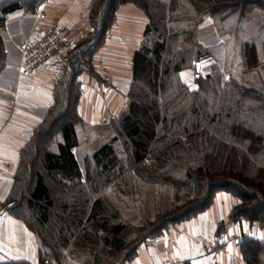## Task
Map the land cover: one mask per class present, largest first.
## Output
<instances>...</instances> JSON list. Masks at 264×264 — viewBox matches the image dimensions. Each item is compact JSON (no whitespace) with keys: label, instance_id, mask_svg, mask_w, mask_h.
<instances>
[{"label":"trees","instance_id":"1","mask_svg":"<svg viewBox=\"0 0 264 264\" xmlns=\"http://www.w3.org/2000/svg\"><path fill=\"white\" fill-rule=\"evenodd\" d=\"M49 1L0 0V74L9 17L36 14ZM128 5L146 19L129 104L105 128H87L78 111V76L92 68L118 10ZM178 12L188 17L181 32L172 28ZM206 18L226 37L221 44L198 39ZM88 19L89 43L61 73L55 102L23 147L5 202L36 236L38 264H64L69 252L113 264L135 229L145 237L129 247L134 259L149 235L195 219L219 192L237 199L231 222L264 230V0H92ZM206 57L214 65L203 76L194 63ZM115 192L118 202H128L124 208L138 210V228L128 230L122 207L110 199ZM239 246L244 264H264V240L248 237Z\"/></svg>","mask_w":264,"mask_h":264},{"label":"crops","instance_id":"2","mask_svg":"<svg viewBox=\"0 0 264 264\" xmlns=\"http://www.w3.org/2000/svg\"><path fill=\"white\" fill-rule=\"evenodd\" d=\"M91 1L51 0L36 14L18 12L10 16L3 30L7 65L0 74V263L24 260L38 264L36 236L23 219L10 212L15 205L5 202L14 184L22 149L55 102V88L61 73L69 70L67 64L72 54L86 49L89 43L85 36L91 32L88 19ZM145 23L144 14L136 7L122 6L117 12L116 24L94 55L92 68L78 76L82 90L78 111L87 128H105L100 125L102 118L110 120L128 107L133 54L140 47ZM56 24L67 31L71 49L62 53L54 67L21 75L18 72L21 46ZM83 130L78 129L81 140ZM236 203L233 195L219 192L204 213L175 224L157 239L141 244L135 258L125 264L137 261L140 264H192L193 258H203L193 255L194 244L201 246L204 256L212 257L208 264H244L240 243L248 237L259 238L264 230L245 221L231 222V211ZM245 223L249 228L247 232L243 230ZM253 230L257 235L250 234ZM229 244L233 246L231 254ZM178 250L186 253L183 259L174 257Z\"/></svg>","mask_w":264,"mask_h":264},{"label":"rangeland","instance_id":"3","mask_svg":"<svg viewBox=\"0 0 264 264\" xmlns=\"http://www.w3.org/2000/svg\"><path fill=\"white\" fill-rule=\"evenodd\" d=\"M179 6H178V8L180 10L179 12L184 11L185 3L181 2V4H179ZM185 10H186V8H185ZM188 11H189V9L186 12H188ZM179 12L177 14H175L176 16H180L178 19V22L174 23L172 28L176 31L181 32L182 30H184L185 26L187 25L186 19L188 17H186V19L185 18L183 19L182 14ZM197 35H198V39L200 40V42L205 46H209V45L216 44V43L221 44L222 39L224 40V38H226V37H221L218 35V33L215 29V26L213 25V22L210 18H206L202 23L199 24L198 30H197ZM6 53H7V51H6ZM202 61H203V63H201ZM202 61L194 63V70L193 71H196V64L199 63V65H200L199 73L203 76H206L207 74L210 73V71H212L211 67L214 65V60L212 57H206ZM6 65H7V62H6ZM193 71H192V73H190V75H188V78L192 77ZM110 199L113 200L112 203H115L117 205L119 204L122 207L121 208V214L123 216L122 220L125 223H127L128 230L133 229V228H138L139 227L138 226V218H139L138 217V210L131 211V209L124 208V207L128 206V204H127L128 202L127 203L125 201L118 202L121 199H119L118 195H116V192L111 195ZM143 210L146 212H149L150 211V205L145 206L143 208ZM127 235L125 237V240L128 243V247H127V243H126L125 249H123V252L116 255L117 257L113 261V264H125L126 261H129V259L131 258V255H129V252H130V254H132V248H133V247L132 248H129V247L135 245L137 242H139L140 239L145 237V233L138 234V231L135 229L133 231H127ZM147 235H148V233L146 232V236ZM158 237H159V235H155V234L149 235L148 238L144 239L142 244L146 243L149 240L153 241V240L157 239ZM200 237H202V236H200ZM68 255L70 257L67 260H65L64 264H91L90 261H86L82 257H79V256H78V258L73 257V255H71V252H69ZM117 259L119 262L117 261Z\"/></svg>","mask_w":264,"mask_h":264},{"label":"built area","instance_id":"4","mask_svg":"<svg viewBox=\"0 0 264 264\" xmlns=\"http://www.w3.org/2000/svg\"><path fill=\"white\" fill-rule=\"evenodd\" d=\"M69 47L70 38L67 31L60 24H56L21 46L18 72L28 75L41 69H50L59 62L60 56ZM108 123L107 118L100 120V125Z\"/></svg>","mask_w":264,"mask_h":264},{"label":"snow or ice","instance_id":"5","mask_svg":"<svg viewBox=\"0 0 264 264\" xmlns=\"http://www.w3.org/2000/svg\"><path fill=\"white\" fill-rule=\"evenodd\" d=\"M201 63H203V61ZM185 75L186 74L183 73V72L180 73L181 78H183ZM185 82L187 83V81H185ZM190 86L191 87H195V85H190ZM243 230L246 231V232L249 231V228H248L247 223L244 224ZM229 231H231V229ZM250 234L251 235H257V232L255 230H253V231H251ZM259 238L261 240H264V233H259ZM182 242H183V239H182ZM200 247H201L200 245H196V244L192 245L193 255L194 256L203 257L202 259H195V258H193L192 259V264H208V261H210L212 259L211 256H204V254L200 251ZM232 251H233V246L231 244H229L228 245V252H229V254H231ZM185 255H186V253L181 252L179 250L174 253V257H178L180 259H183L185 257ZM221 255H223V254H221ZM136 264H140V262L137 261Z\"/></svg>","mask_w":264,"mask_h":264},{"label":"water","instance_id":"6","mask_svg":"<svg viewBox=\"0 0 264 264\" xmlns=\"http://www.w3.org/2000/svg\"><path fill=\"white\" fill-rule=\"evenodd\" d=\"M197 70H198V72L200 71V65L199 64L197 65Z\"/></svg>","mask_w":264,"mask_h":264}]
</instances>
